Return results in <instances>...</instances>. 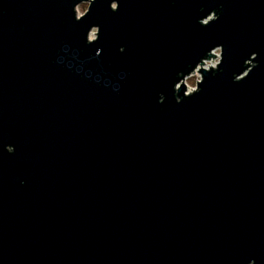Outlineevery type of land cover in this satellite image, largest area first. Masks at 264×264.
<instances>
[{
    "label": "water",
    "instance_id": "obj_1",
    "mask_svg": "<svg viewBox=\"0 0 264 264\" xmlns=\"http://www.w3.org/2000/svg\"><path fill=\"white\" fill-rule=\"evenodd\" d=\"M0 264H264V0H0Z\"/></svg>",
    "mask_w": 264,
    "mask_h": 264
},
{
    "label": "rangeland",
    "instance_id": "obj_2",
    "mask_svg": "<svg viewBox=\"0 0 264 264\" xmlns=\"http://www.w3.org/2000/svg\"><path fill=\"white\" fill-rule=\"evenodd\" d=\"M88 7H89V3L88 2H84L82 4H80L77 8V12H78V15H84L86 13V11L88 10ZM214 16V15H213ZM211 16V17H213ZM96 33H97V30L94 29L90 35V38L91 39H95L96 38ZM217 53H221L220 49H218ZM216 62L218 60V58L215 59ZM209 65L210 64H214V61L212 62H209L208 63ZM201 80V74L198 72V71H195L192 75H190L187 79H185V83L187 85V88H188V91H192L194 89L197 88V83L198 81Z\"/></svg>",
    "mask_w": 264,
    "mask_h": 264
},
{
    "label": "built area",
    "instance_id": "obj_3",
    "mask_svg": "<svg viewBox=\"0 0 264 264\" xmlns=\"http://www.w3.org/2000/svg\"><path fill=\"white\" fill-rule=\"evenodd\" d=\"M219 49V48H218ZM218 49H215L212 54L215 55L216 57H211L210 59H207L204 61V65H201L202 67L205 68H211V67H217V65L219 64L220 60H221V53H217ZM221 51V50H220ZM216 58H218L217 62H216ZM214 61V64H208L209 62ZM197 71V70H196ZM193 91V90H192Z\"/></svg>",
    "mask_w": 264,
    "mask_h": 264
}]
</instances>
